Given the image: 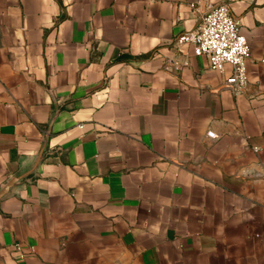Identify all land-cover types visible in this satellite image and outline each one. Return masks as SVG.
I'll return each mask as SVG.
<instances>
[{"label":"crops","instance_id":"1","mask_svg":"<svg viewBox=\"0 0 264 264\" xmlns=\"http://www.w3.org/2000/svg\"><path fill=\"white\" fill-rule=\"evenodd\" d=\"M220 2L237 94L174 43ZM23 174L0 264H264V0H0V189Z\"/></svg>","mask_w":264,"mask_h":264},{"label":"built area","instance_id":"2","mask_svg":"<svg viewBox=\"0 0 264 264\" xmlns=\"http://www.w3.org/2000/svg\"><path fill=\"white\" fill-rule=\"evenodd\" d=\"M240 20L236 18L225 2L211 6L189 31L174 38L176 45L191 44L196 55L206 58L208 67L223 70L225 64L231 66V73L224 85L235 94L247 85L246 61L251 50L246 36L240 31ZM207 135L214 136L209 131ZM19 249V245H15Z\"/></svg>","mask_w":264,"mask_h":264},{"label":"water","instance_id":"3","mask_svg":"<svg viewBox=\"0 0 264 264\" xmlns=\"http://www.w3.org/2000/svg\"><path fill=\"white\" fill-rule=\"evenodd\" d=\"M25 175H27V174H23V175H20V176H17V177H13L11 180H9V182H7L5 184V186H3L0 189V198L3 197L6 193H8L10 187L13 186L17 180H19L20 178L24 177Z\"/></svg>","mask_w":264,"mask_h":264}]
</instances>
